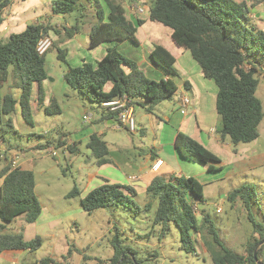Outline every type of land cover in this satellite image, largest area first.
I'll return each instance as SVG.
<instances>
[{"label":"trees","instance_id":"obj_1","mask_svg":"<svg viewBox=\"0 0 264 264\" xmlns=\"http://www.w3.org/2000/svg\"><path fill=\"white\" fill-rule=\"evenodd\" d=\"M136 3L143 0H133ZM260 0L247 3L245 0H149L145 6V15L155 22L171 29L174 43L189 50L193 59L200 66L203 75L211 79L216 87L215 110L220 117L217 128L222 140L232 144L246 143L258 137V124L263 117L261 101L256 96L258 80L255 74H264V31L247 25L250 20V8ZM10 0H0V28L3 21L2 11ZM92 7L94 19L89 31V47L102 42H113L106 48L102 57L91 63L70 66L66 60L67 50L58 48V59L67 65L64 73L65 82L89 100L102 103L115 97L127 95L131 104L141 102L147 111L167 99L177 90L171 77L159 80L149 78L136 61L125 56L117 48L120 41L137 42L136 29L143 19L132 20L126 14L122 0H53L52 11L55 14H70L76 10ZM78 20L69 27H64V35L58 41L70 39L79 29ZM59 30L52 24L30 22L19 32H10L8 37L0 39V117L6 115V124L13 128L11 115L18 106L23 120L32 124L30 100L46 114L60 111L54 97L48 102L45 98L42 81L47 78L44 67V54L36 51V43L41 33ZM57 41V42H58ZM53 41V45H55ZM151 61L166 74H177L174 67L175 57L162 45L155 44L149 52ZM8 90H5L6 84ZM110 87L105 89V85ZM12 84L20 89L16 99L10 92ZM33 95V97H32ZM47 102V103H46ZM101 120L114 119L115 115L104 107ZM4 129V128H2ZM127 130V129H126ZM4 142V137H1ZM65 141L57 139L54 147H61ZM51 141L38 144L36 148H46ZM68 150L75 151L73 146ZM91 156L97 163H107L109 153L107 143L95 133L90 134L86 143ZM174 147L185 160L202 165L207 170L222 168L218 155L209 150L190 135L177 131ZM139 186L132 183H115L104 178L103 183L81 196V190L73 187L66 197H79L85 211L97 208L122 206L140 214L150 209V202L140 206L133 196L138 194ZM33 173L19 166L6 164L0 170V219L10 223L15 217L24 214L28 223L34 222L41 213V205L35 192ZM143 190L150 194L157 206L152 217L153 224H160L164 232L169 222H174L179 230L180 247L189 253H197L195 232L207 227L218 249L211 252L213 264H264V224L257 222L251 208L256 195V187L251 183L242 184L227 193L231 203L241 201L252 223V238L244 244L242 253L228 248L221 240L208 214L199 219L194 206L204 199L203 185L193 176L179 173H156L148 180ZM113 254L109 264H142L133 248L123 244L118 230L110 240ZM41 245V238L36 235L31 240H24L20 233L0 234V252L5 249L36 250ZM260 263L253 257V252ZM62 264H68L66 257L60 258ZM57 264L54 257H44L39 264Z\"/></svg>","mask_w":264,"mask_h":264},{"label":"rangeland","instance_id":"obj_2","mask_svg":"<svg viewBox=\"0 0 264 264\" xmlns=\"http://www.w3.org/2000/svg\"><path fill=\"white\" fill-rule=\"evenodd\" d=\"M122 2L125 5V1L122 0ZM130 2L132 0H127L126 3ZM143 3L148 5L149 0ZM254 6L261 11L262 18L247 21V25L264 31V0H260ZM93 12L92 7H87L85 10L79 9L70 14L57 15L65 17L66 27L78 20L81 33L87 36L89 23L87 24L86 21H91ZM127 13L130 14L128 10ZM47 14L52 24L59 21V18L50 10ZM31 16L33 22L38 21L39 17H35L33 13ZM24 19L25 17L22 18V24L14 27L12 32H19L24 28ZM92 19L94 22L95 18ZM44 23L49 24L47 21ZM55 29L60 31V35L52 31L48 34L52 44L44 54L47 78L42 81V86L46 101L54 97L60 111L46 114L42 108L37 107L36 109L31 99L30 112L33 126H28L30 124L27 123L20 124V119L22 120L20 113L11 115L13 128L6 124V115L0 117V170L6 164L13 166L9 156L17 154L16 166L20 161H24L28 170L34 175V192L42 211L37 221L33 223L26 222L21 218L22 216L10 223H3L0 219V234L20 233L24 240H31L36 235L41 238L40 247L27 252L21 264H39L40 259L52 256L57 257V264H62L60 256H65L68 264H109V259L113 254L110 240L117 230L122 243L134 249L136 257L142 264H213L211 252L217 250L218 247L208 233L207 227H203L200 232H195L197 253L186 252L180 247L179 230L174 222H169L164 232L160 224L152 223L157 201L153 200L144 190L139 189V193L133 196L140 206L148 202L151 204L150 209L140 214H135L122 206L97 208L88 212L82 209L79 197H66L73 187L86 194L91 188L101 184L102 181L96 175L115 173L118 177L117 183L128 182L129 179L125 176L135 172L129 164L144 162V155L139 153V150L144 148L149 152L152 149L154 135L162 136L164 138L162 140L167 141L171 126L166 123L164 126L162 124L164 128L160 131L158 124L163 123V120L158 119L162 117V112L155 113L158 118L153 123L146 121V134L141 137L138 134L129 133L124 128L111 130L106 123L96 120L103 112V108L65 82L63 76L67 65L57 57L58 48H65L67 51L69 49L70 54L66 55V60L70 66H76L81 62L78 54H84L85 51L73 54L68 44L58 41V36L63 37L64 29ZM7 37L8 35L4 40ZM53 41L56 42L55 45ZM255 77L258 80L256 96L263 108V117L257 127L258 137L251 142L238 144H232L227 140L225 145L211 147L221 160L222 168L219 170L201 173L205 170L202 165L188 161L186 164L188 166L185 167V170L193 175H203L201 183L204 199L197 205L199 219L204 209L219 238L228 248L237 253L243 252L244 244L252 238L254 232L252 223L247 217L248 213L241 201L231 203L227 199V193L242 184H253L256 187V195L251 213L257 222L264 224V74L257 73ZM173 78L178 83V79ZM109 87L110 83H107L105 89ZM177 96L178 93L175 91L171 96L172 99H167V101L175 102ZM138 101L140 103L134 104L135 123L138 122L139 116L144 114L141 102L146 100L141 97ZM161 105L162 103L157 104L155 109H160ZM214 113H216V118L211 123L219 128L220 117L216 111ZM84 114L90 116L89 121L83 120ZM100 129H105V135L100 138L106 136V140L108 138L110 142H115V149L119 153L112 152V154L110 151L105 156L109 164L102 166L101 163H97L95 157L91 156L90 149L85 145L89 134L97 133ZM27 130H33L34 133L29 134ZM58 138L64 140L65 143L61 147H54V142ZM80 138L81 143L75 145ZM46 141H51L48 147L36 148L38 144H44ZM36 142L39 143L35 146ZM3 144L8 149L4 148ZM73 145L76 150H68L67 146ZM27 149L30 151L27 152ZM9 150L10 153H8ZM53 150L55 155L52 154ZM160 154V156L165 155L163 152Z\"/></svg>","mask_w":264,"mask_h":264},{"label":"crops","instance_id":"obj_3","mask_svg":"<svg viewBox=\"0 0 264 264\" xmlns=\"http://www.w3.org/2000/svg\"><path fill=\"white\" fill-rule=\"evenodd\" d=\"M52 1L53 0H10L7 7L1 13V17L3 18V21L0 28V39L4 40L5 36L8 35L10 32H12V29L14 27L20 26L22 24L23 17H25L24 25L33 22L34 20L31 19L32 13L35 17H39L38 21L36 20V18L33 17V19H35L38 23H44L45 21H47L48 23L52 24L47 14L49 10L50 12H52V14L56 15L59 18V21L57 23L52 24L53 27L64 29V27L67 26L66 21L64 19L65 17L57 15L52 11ZM124 1H125L124 6L127 16L132 20L141 18L143 19V22L142 24L137 26L136 29L135 35L137 42H132L129 40L120 41L116 43L117 48L125 56L136 61L139 67L144 71V73L149 78L159 80L160 78L171 77L177 86L176 93H178L175 102L174 101L168 102L167 100L160 102L162 103L160 109L159 108L155 109L157 104L152 108V111H147L145 107L142 106L144 110V114L139 116L138 122L136 123V131L130 132L127 130L131 134L134 135L138 134L139 136L143 137L146 134V126H145L146 121L153 123L154 120L158 118V116L155 114L158 112H162V117H163V118L160 117V119H158V120H163V123L158 124L160 126V131L164 128L163 126L165 125V123L168 126H171V132L169 133L167 141L162 140L164 139L162 136L154 135L152 138L153 140L151 146L152 149L149 152L148 150H144V148H141L139 150V153H142L144 155V162L142 164H137V163H135L134 165L129 164L130 167H133L132 170L135 172L130 173L129 176H125L128 177L129 179V181L126 183L130 182L133 185L139 186L137 188V191L139 193V189L143 190L148 180L154 174L172 173V172L183 174L185 176H194L199 182H201V177L203 176L202 174L193 175L190 172H188V170H185V167L188 166L186 165L187 161L188 162L191 161L183 159L178 154V152L174 147V138L177 131H182L190 135L191 137L195 138L196 140H198L200 143H202L204 146H206L209 150H211L213 153L217 155V153L211 147L214 148V146L219 147L220 145H225L228 140V139L222 140L218 135L217 127H216L217 125L214 126L213 123H211L216 118L215 117L216 113L214 112L216 111L215 98H216L217 87L211 79H208L203 75L200 66L193 59L190 51L174 43V41L171 39V29L169 27L165 28V26L162 25L161 23L151 21L145 15V10L143 13H135V11L131 7L133 4H137V5L140 4V2L136 3L135 1L132 0V2L127 4L126 3L127 0ZM245 1L247 3H250L249 0H245ZM143 2H145V0ZM143 5L146 6L144 3ZM128 7H130V9H128ZM127 10L130 12V14L127 13ZM261 14H262L261 11L258 10L256 6H254L250 8L249 18L250 20L253 19L258 20L262 18ZM92 18L93 16L91 17V21L89 22L86 21L87 24L89 23L87 28V36L86 34L81 33V29H80L81 27H79L78 31L75 32L70 39L63 42V44H68V46L71 47V50L75 55L77 54V52L79 53L80 51H85L84 54H87V56H84V54L81 53L78 54L80 55L79 58L81 62L84 60L91 63H95L96 60H98L100 57L104 55L106 48L113 44V42L105 41L92 48L89 47L88 34L90 31V27L93 24ZM56 38L57 37L55 36V39ZM155 44L164 46L175 57L174 67L176 69L177 74L175 75L166 74L163 70L158 68L151 61L149 57V52L151 51V49ZM69 54H70V50L68 49L66 55ZM173 77H176L178 79V83L175 82V79ZM10 83L11 81H9L6 84L7 87H5V90H8V85ZM9 90L16 99L19 97L21 92L19 88H16L12 84V88H10ZM183 96H186L189 100V104L185 107L182 106L180 102V99ZM32 101L34 103L35 108L37 109L36 103L33 100V98ZM134 111H135V107H134ZM14 113L19 115L20 112L18 106ZM103 115H106L104 111L100 114V117H97L96 120L100 121L101 123H106V125H108V128L111 130L117 129L115 126L116 120L106 119L102 121L101 118ZM25 123L27 122H25L23 118L22 120L20 119V124L25 125ZM28 126H33V123ZM26 132H28L29 134L34 133L33 130H27ZM94 133L101 137L105 135V129H100L97 133L96 132ZM105 137L106 136H104V138L102 139L107 143L109 147V152L110 151L111 153L117 152V149H115L116 143L110 142L108 138L106 140ZM38 143L39 142H36L34 145L36 146ZM79 143H81V138L78 140V143L77 142L75 143V145H78ZM3 146L4 148L6 147L8 149L6 145L3 144ZM33 146L30 147L33 148ZM29 151L27 149V152ZM161 152L165 153V155L160 156ZM8 153H10V150L8 151ZM157 160H161L162 162L158 168H155L153 165ZM126 163L127 162H125V164ZM105 164H109V163L108 162L103 163L101 164V166ZM18 166L22 169H28V166L25 164L24 161H20ZM206 170L207 169L203 170L204 172L201 173H209V170L207 171ZM96 177L97 178L99 177L102 183L104 178L108 179L110 182L117 183L116 179L118 178L117 174L115 173L112 174L108 173L107 175H96ZM134 182H137L138 184H135ZM141 183H144L145 185H141ZM83 195L85 194H83L81 190V196ZM20 216H22L21 218L25 220L24 214L15 217V219ZM37 219L34 222H36ZM31 251L32 250H29L28 248L2 250L0 252V264H21L22 259L25 257L27 252H31ZM61 257L62 256H60V258Z\"/></svg>","mask_w":264,"mask_h":264},{"label":"built area","instance_id":"obj_4","mask_svg":"<svg viewBox=\"0 0 264 264\" xmlns=\"http://www.w3.org/2000/svg\"><path fill=\"white\" fill-rule=\"evenodd\" d=\"M131 8L136 11V13H143L145 10V6L143 5V3H140L138 5L133 4ZM51 44V37L48 35V33H41V36L38 38L35 46L37 53L40 55L45 54ZM180 102L181 105L184 107L189 104V100L186 96H183L180 99ZM102 107H104L107 112H111L115 115L116 128H124L130 132L136 131L134 106L131 104V100L127 97V95H122L119 97H115L111 100L105 101L102 103ZM83 120L89 121L90 116L84 114ZM52 154L55 155L54 150L52 151ZM17 158V154L9 156V160L11 161L13 167L16 166ZM161 162V160H157L153 166L155 168H158ZM194 212L197 213V205L194 206Z\"/></svg>","mask_w":264,"mask_h":264},{"label":"water","instance_id":"obj_5","mask_svg":"<svg viewBox=\"0 0 264 264\" xmlns=\"http://www.w3.org/2000/svg\"><path fill=\"white\" fill-rule=\"evenodd\" d=\"M135 184H138L137 182H134ZM141 185H145L144 183H141ZM264 242V239L262 241H260L259 244H262ZM253 257L256 260L257 263H260V261L257 259L256 257V251L253 252Z\"/></svg>","mask_w":264,"mask_h":264}]
</instances>
